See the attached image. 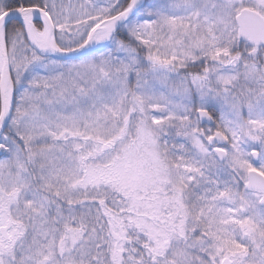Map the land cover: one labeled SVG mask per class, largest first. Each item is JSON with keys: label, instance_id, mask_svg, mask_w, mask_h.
<instances>
[{"label": "snow or ice", "instance_id": "1", "mask_svg": "<svg viewBox=\"0 0 264 264\" xmlns=\"http://www.w3.org/2000/svg\"><path fill=\"white\" fill-rule=\"evenodd\" d=\"M0 264H264V0H0Z\"/></svg>", "mask_w": 264, "mask_h": 264}]
</instances>
